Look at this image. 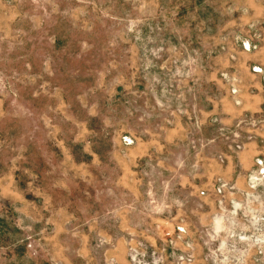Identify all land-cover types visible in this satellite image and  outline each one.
Segmentation results:
<instances>
[{
  "label": "rangeland",
  "instance_id": "374dc122",
  "mask_svg": "<svg viewBox=\"0 0 264 264\" xmlns=\"http://www.w3.org/2000/svg\"><path fill=\"white\" fill-rule=\"evenodd\" d=\"M253 55L264 0H0V264H264Z\"/></svg>",
  "mask_w": 264,
  "mask_h": 264
},
{
  "label": "crops",
  "instance_id": "0c3cea01",
  "mask_svg": "<svg viewBox=\"0 0 264 264\" xmlns=\"http://www.w3.org/2000/svg\"><path fill=\"white\" fill-rule=\"evenodd\" d=\"M251 65L253 64V65H261V66H264V55H253V57H252V61H251V63H250ZM247 70H248V72H250V70H249V67L247 68ZM251 73V72H250ZM252 74H255V73H252ZM254 84H256V90L258 91V92H261V87H260V85H259V83L257 82H255ZM253 97H256V95H252V99H253ZM255 103H256V101H255ZM256 105H258V104H256ZM254 103H252L251 104V106H250V108H252V107H254V106H256ZM258 108L259 107H257L256 106V108H254V109H250V111L251 112H256V111H258ZM261 134V136H262V140H263V142H264V130L260 133Z\"/></svg>",
  "mask_w": 264,
  "mask_h": 264
},
{
  "label": "built area",
  "instance_id": "2783aa9c",
  "mask_svg": "<svg viewBox=\"0 0 264 264\" xmlns=\"http://www.w3.org/2000/svg\"><path fill=\"white\" fill-rule=\"evenodd\" d=\"M260 171H262V169H260ZM254 202H256V201H254ZM251 203H252V202H251ZM257 203L261 205V203H260V202H257ZM261 207H263V206L261 205ZM177 229H179V230H180V228H178V227H177Z\"/></svg>",
  "mask_w": 264,
  "mask_h": 264
}]
</instances>
